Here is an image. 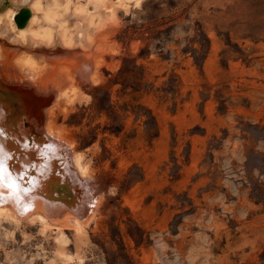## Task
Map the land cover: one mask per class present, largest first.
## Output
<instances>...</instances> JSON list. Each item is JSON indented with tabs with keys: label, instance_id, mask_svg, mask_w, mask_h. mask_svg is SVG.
Segmentation results:
<instances>
[{
	"label": "rangeland",
	"instance_id": "1",
	"mask_svg": "<svg viewBox=\"0 0 264 264\" xmlns=\"http://www.w3.org/2000/svg\"><path fill=\"white\" fill-rule=\"evenodd\" d=\"M110 14L84 55H66L84 72L100 52L99 82L76 71L83 97L53 115L102 191L96 224L59 244L1 216L0 264H264V0H138Z\"/></svg>",
	"mask_w": 264,
	"mask_h": 264
},
{
	"label": "bare ground",
	"instance_id": "2",
	"mask_svg": "<svg viewBox=\"0 0 264 264\" xmlns=\"http://www.w3.org/2000/svg\"><path fill=\"white\" fill-rule=\"evenodd\" d=\"M130 3L137 4L138 0H117L114 4H108L106 0H27L26 5L24 0H11L9 6L12 9H4L0 14V76L3 77L0 81H6L4 78L14 82L19 81L18 78L27 81L34 89L28 90L30 91L28 93L29 88L26 87V95L34 105H43L46 99L49 101L53 97V100L47 103L49 106L46 105L44 109L38 106L34 110L37 114L43 115V112L46 114V119L42 122L44 124H40L39 120L32 117L28 118L27 114L31 110L27 111L22 103H19L18 109L15 110L19 120L10 116V107L0 109V217L6 216L13 221H37L42 229H53L59 234L57 237L59 244L68 241L67 230H71L77 236L87 235L88 225L96 222L97 199L98 195L102 194L100 187L97 188H100L98 192L101 193L96 198L91 194L94 190L89 187L92 182L87 185L88 182L85 180L90 177L91 172L87 162H83L81 152H74L70 148V141V144L66 143L64 132L56 127L53 115L61 102L66 105L83 97L76 83V71L85 74L88 82L97 84L100 80L99 67L104 61L99 55L100 52L94 49L92 56L82 63L88 67L83 72L82 68L78 67L81 64L79 55L75 56L77 59L73 61L80 70H77L74 62L66 58V55L78 52L84 55L85 53L78 49L91 47L96 41V32L104 26L110 13L118 7L126 10ZM23 7L29 9L30 16L22 27H17L14 17ZM89 11L94 12L88 13ZM23 27H25L23 30H15ZM10 41L14 42L11 44ZM24 48L26 51H23ZM60 53L62 55H59ZM51 59H55V62ZM50 79L55 81L58 87L48 83ZM61 79L66 81V84L62 85ZM61 108L65 109V106ZM23 120L31 121L34 130L41 132L46 142L51 146L57 144L62 147L69 153L68 157L62 153L63 149L56 152L45 147L44 151H40L37 148L24 147L23 144L21 146L25 152L17 153L14 141L8 139L5 134L11 133L13 136L15 133V136L18 135L17 139L23 138L28 129L23 127ZM42 152L46 158L48 156L54 158L56 165L67 174L72 185H75L77 180L82 182L80 185H85L81 206L68 208L59 202L29 194L27 190L32 186L25 182L26 179L31 180V173H28L30 169L28 156L32 158V167H35L37 172H48L54 163L43 160L42 155L40 156ZM18 176L22 179H18ZM98 184L96 186H99ZM89 202L93 206L89 205Z\"/></svg>",
	"mask_w": 264,
	"mask_h": 264
},
{
	"label": "water",
	"instance_id": "3",
	"mask_svg": "<svg viewBox=\"0 0 264 264\" xmlns=\"http://www.w3.org/2000/svg\"><path fill=\"white\" fill-rule=\"evenodd\" d=\"M1 1V0H0ZM30 16V11L27 7L21 8L20 12L15 15L14 20L17 27H22L26 21L28 20ZM29 88L28 90L33 91V87L28 85L27 81H0V109H2L5 106H8L11 108L10 110V116L14 119H18V114L15 110L18 109L19 103H22L25 107V109L30 111L27 114L28 118L39 120V123L42 124L40 121L42 114H37L36 110L39 106L40 109H43L47 103L45 104H32L30 97H28L26 94L27 91H25V88ZM24 88V89H23ZM30 91H28L29 93ZM38 118V119H37ZM19 120V119H18ZM22 125L24 128L28 127L26 134L23 136V138L17 139L15 136V133L12 134H5L8 139L11 141H14L17 149V153L25 152L22 148V144L24 147L27 148H37L40 151H44L45 147L50 148L51 151H56L60 148L57 144H53L52 146L50 143L46 142L45 139H43V135L41 132H37L33 128V123L29 120H23ZM12 128V127H11ZM5 133V132H4ZM28 153V152H27ZM62 153L65 157H68L69 153L66 152L64 149L62 150ZM42 155L43 160H47L49 163L54 162L52 167L48 170L46 173L37 172L35 171V167H32V158L28 156V163L30 166V169L28 170V173H31V180L26 179L29 182V189L27 190L29 194H36L41 197L46 198L49 201L53 202H59L61 205H65L68 208L73 207L75 205L81 206V201L83 200V192L84 189L86 190L85 185H80V181H76L75 185H72L67 174L63 173L61 170V167L56 165L54 158H51V156H48L46 158V155L42 152L40 156ZM58 155V154H57ZM61 155V154H59ZM88 201V198L86 199ZM85 201V202H86Z\"/></svg>",
	"mask_w": 264,
	"mask_h": 264
},
{
	"label": "snow or ice",
	"instance_id": "4",
	"mask_svg": "<svg viewBox=\"0 0 264 264\" xmlns=\"http://www.w3.org/2000/svg\"><path fill=\"white\" fill-rule=\"evenodd\" d=\"M25 5L27 4V0H24ZM18 179H22L21 177L18 176Z\"/></svg>",
	"mask_w": 264,
	"mask_h": 264
}]
</instances>
